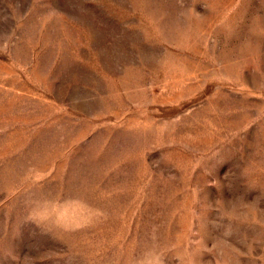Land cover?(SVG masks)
I'll return each mask as SVG.
<instances>
[{
    "label": "rangeland",
    "instance_id": "obj_1",
    "mask_svg": "<svg viewBox=\"0 0 264 264\" xmlns=\"http://www.w3.org/2000/svg\"><path fill=\"white\" fill-rule=\"evenodd\" d=\"M0 264H264V0H0Z\"/></svg>",
    "mask_w": 264,
    "mask_h": 264
}]
</instances>
